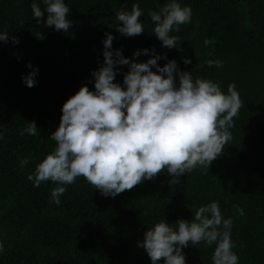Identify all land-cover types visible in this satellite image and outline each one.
Segmentation results:
<instances>
[{
	"label": "trees",
	"instance_id": "16d2710c",
	"mask_svg": "<svg viewBox=\"0 0 264 264\" xmlns=\"http://www.w3.org/2000/svg\"><path fill=\"white\" fill-rule=\"evenodd\" d=\"M34 2L45 8L42 0H0V32L9 35L0 42V264H151L138 247L144 232L160 220L173 226L191 220L212 201L225 219L232 218L239 264H264V0H179L191 7L192 18L178 33L170 32L178 37L171 49L162 47L148 16L167 0H65L72 22L67 32L46 27V13L37 24ZM133 4L143 10L144 32L128 37L116 31L115 13L130 12ZM105 33L114 36L113 50L126 58L154 48L166 55L157 61L161 67L175 60L193 79H210L224 92L235 84L242 107L232 140L209 172L194 169L177 183L165 171L115 197L101 195L81 176L65 186L56 205L50 201L56 184L34 187L27 176L56 146L49 137L59 125L63 103L84 84L94 90L89 81L103 63ZM150 56L135 59L146 62ZM206 60L222 65L210 67ZM28 62L38 69V83L31 88L21 79L31 71ZM120 67L114 82L122 84L128 69ZM33 121L38 134L20 135ZM24 158L28 163L21 167ZM214 248L201 242L182 252L186 264H212Z\"/></svg>",
	"mask_w": 264,
	"mask_h": 264
},
{
	"label": "clouds",
	"instance_id": "9594fccd",
	"mask_svg": "<svg viewBox=\"0 0 264 264\" xmlns=\"http://www.w3.org/2000/svg\"><path fill=\"white\" fill-rule=\"evenodd\" d=\"M42 3L43 10L35 2L30 5L36 23L40 24L39 18L46 13V27L67 32L72 22L67 18L70 9L65 0ZM142 14L137 4L130 12L115 13L119 22L116 31L128 37L141 34ZM148 16L162 47L171 49L176 47L178 37L170 32L178 33L180 25L189 24L192 10L181 6L179 0H167L158 11L149 10ZM8 39L7 33L0 32V42ZM113 39L112 34L105 33L103 63L91 72L93 79L89 81L94 90L84 84L63 103L59 125L49 137L56 146L27 176L34 187L45 181L56 184L50 193V201L56 205L65 186L81 176L105 197H115L165 171L172 177L170 182L178 183L186 172L197 168L208 171L232 140L234 118L242 107L235 84L230 83L224 92L210 79H193L175 60L161 67L157 61L166 59V55L156 54L154 48L137 50L132 59L126 58L121 50H113ZM11 42L15 45L18 39L13 36ZM149 52L146 62L136 61V57ZM183 63H191L190 58H183ZM205 63L210 67L222 65L219 60ZM125 65L128 70L123 73L122 84L114 82L120 66ZM26 67L31 71L21 79L31 88L38 83V69L30 62ZM25 133L38 134L34 121L20 135ZM27 163V158L20 161L21 167ZM236 211L243 215V209L237 207ZM174 225L160 220L138 242L151 264H160L161 258L163 264H186L182 249L201 242L215 244L212 264H239L231 239L232 218L222 216L218 202L200 206L191 220L181 219ZM3 250L0 243V252Z\"/></svg>",
	"mask_w": 264,
	"mask_h": 264
}]
</instances>
